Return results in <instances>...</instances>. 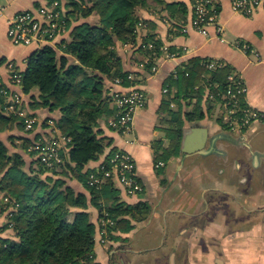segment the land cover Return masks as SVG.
<instances>
[{
    "label": "crops",
    "instance_id": "1",
    "mask_svg": "<svg viewBox=\"0 0 264 264\" xmlns=\"http://www.w3.org/2000/svg\"><path fill=\"white\" fill-rule=\"evenodd\" d=\"M183 1L188 13L185 18L177 19L169 17L165 6L153 7L152 1L149 2L148 6L139 9L146 22L137 43H117L123 69L136 73L137 85L145 91L147 103L135 113L133 129L129 133L110 125L113 115L99 119V136L107 137L110 144L98 159L90 160L85 169L99 168L113 147L130 152L136 162L142 190L129 193L115 180L118 196L132 205L146 202L150 211L145 219L133 221L131 230H119L116 233L119 238L109 240L106 245L99 241L100 234H96L94 250L100 264H264V8L258 7L247 15L236 11L232 0H216L220 10L218 22L223 30L219 34L216 26H211L205 34L192 23L191 0ZM1 2L7 8L0 16V75L12 91L20 94L27 113L37 121L31 130L18 123L0 129V140L10 154L17 152L24 157L25 168L29 170L36 168L38 163L27 148L29 141L24 139L38 138L48 142L61 138L63 133L56 120L62 112L46 106L32 107L39 96L38 88L25 92L21 84L12 83L10 64L24 71L29 55L39 45L14 43L8 35V27L9 18L15 12L33 9L37 3L44 5L46 0ZM150 32L156 33L165 46H173L178 55L169 57L165 54L156 59L155 68L148 70L144 67L147 58L138 49V43ZM69 33V30H63L44 44L53 45L62 54L57 43L69 37ZM238 44H247L249 49L244 50ZM192 57H200L202 61L207 58L225 61L226 66L246 83L248 91L243 100L258 109L261 118L238 137L223 126L222 103L209 102V90L200 99L193 96L180 99L179 104L172 101L171 109H180L184 115L180 153L167 162L161 161L160 166L154 159V144L159 141L163 148L169 146L170 139L163 128L167 126L166 120L171 118L168 110H161V105L164 99L174 97L177 90L173 86L167 93L164 87L171 75ZM128 86L107 80L105 89L107 94L113 95L116 90H128ZM200 86L204 87V81ZM212 97L210 95V99ZM197 105L204 112L203 117L186 119L185 114L194 111ZM237 174L246 175L242 177L245 182L241 185L236 182ZM66 180L75 191L85 193L90 201V192L83 182L71 174ZM88 211L98 228V209L89 204ZM244 214L248 228H239L238 224L232 228L227 226L230 218ZM189 223L194 224L195 230V239L190 243L186 235L191 229ZM2 232L4 236L13 234L7 228Z\"/></svg>",
    "mask_w": 264,
    "mask_h": 264
},
{
    "label": "trees",
    "instance_id": "2",
    "mask_svg": "<svg viewBox=\"0 0 264 264\" xmlns=\"http://www.w3.org/2000/svg\"><path fill=\"white\" fill-rule=\"evenodd\" d=\"M54 1H58L57 8L66 21L65 28L70 31L69 37L57 43L63 53L59 54L58 48L51 44L37 46L22 71L21 87L25 92L38 88L39 96L32 107L61 110L56 125L69 139L62 149L65 161L48 168L41 161L39 150L34 148L36 142H46L26 138L24 140L29 141L27 148L33 156L37 154L38 163L36 168L27 170L24 157L17 152L10 154L0 140V187L15 201V209L8 212V225L3 227H9L15 235L0 236V264H87L90 255H95L96 234H100L104 227L109 240L117 239L119 230H131L133 221L145 219L150 211L146 202L132 205L120 200L113 176L105 178L102 183L89 182L91 174L104 177L102 167L110 168V159L120 148L110 149L99 168L85 169V166L90 160L98 159L110 144L108 138L99 136L97 130L101 117L116 112V107L111 106L113 96L105 89L107 80L120 78L124 85H130L128 76L134 73L123 69L117 43H137L141 22H146L139 9L148 6L152 0H46L44 5H51ZM153 1L165 6L169 17L187 16L188 8L183 0ZM36 5L33 9L42 6ZM92 16V20H85ZM163 45V41L152 32L138 43V49L147 58L146 69H151L156 59L166 54L161 49ZM168 51L176 50L169 46ZM230 70L226 66L210 71L202 64V58L192 57L171 75L165 87L171 91L175 86L176 95L164 99L161 105V110H168L171 116L163 128L170 144L163 148L159 141L155 142L156 163L167 162L180 153L184 115L180 109H171L172 101L179 104V100L186 97L198 96L200 99L209 90V102L219 104L218 93L227 89ZM137 77L133 83H138ZM202 81L204 87L200 86ZM7 88L11 93L12 90ZM210 95L214 97L210 99ZM8 99V95L0 94V129L12 127L15 123L24 128L23 117L5 112ZM203 115L197 105L185 117L195 120ZM223 126L228 128L225 123ZM69 174L83 182L90 192V201L85 193L75 191L67 183ZM89 204L99 211L98 228L91 220ZM101 219H112L114 223L104 226Z\"/></svg>",
    "mask_w": 264,
    "mask_h": 264
},
{
    "label": "built area",
    "instance_id": "3",
    "mask_svg": "<svg viewBox=\"0 0 264 264\" xmlns=\"http://www.w3.org/2000/svg\"><path fill=\"white\" fill-rule=\"evenodd\" d=\"M233 7L236 11L250 15L258 7L264 8V0H232ZM58 1H54L51 5H42L37 9H25L15 12L9 18L8 35L16 44H37L42 45L52 41L61 31L65 30V19L61 17L62 11L58 9ZM192 7L194 17L192 23L199 31L208 34L211 26H216L217 32H222V26L218 22L219 6L216 0H193ZM7 5L0 0V16L6 13ZM238 46L244 50H248L249 46L242 44ZM166 55L176 57L177 52H169L168 47L164 46ZM204 67L210 71H215L226 67V62L217 58H207L202 61ZM155 68V67H154ZM11 81L20 85L22 80V71L17 69L13 63L10 64ZM231 70L227 75L229 82L228 87L223 92H219L222 105V121L227 124L228 128L234 132H244L249 129L251 124L261 118V112L252 107L245 98L248 87L242 78ZM176 73V71H175ZM128 79L131 84L129 89L125 91L116 90L113 92L112 103L116 107V112L110 120V125L123 133H129L133 129L135 113L138 109L143 108L147 103V95L141 86L133 83L136 79L134 73L129 74ZM117 84H123L120 78L114 80ZM8 86L3 82L0 75V94L10 96L5 106V112L16 114L24 118L25 129L31 130L36 118L30 116L23 108H21V96L14 91L9 93ZM169 88L165 87L164 92H169ZM225 113V114H224ZM53 122V121H51ZM69 139L66 136L41 144L36 142L35 149L39 150L41 161L48 167H57L65 161L62 155L64 143ZM110 168L104 170V177H97L94 174L90 176V184L102 183L107 177H114L129 193H139L142 190V184L136 174V162L133 155L119 149L110 159ZM163 162H158L162 165ZM8 205V212L13 210V202L10 198L3 199ZM4 201V202H5ZM11 215V213H10ZM102 225L107 223L113 224L112 219H101ZM108 231L104 227L100 231L99 241L102 244L109 242ZM108 238V239H107ZM2 244L0 242V248ZM87 264H100L94 254L90 255Z\"/></svg>",
    "mask_w": 264,
    "mask_h": 264
},
{
    "label": "rangeland",
    "instance_id": "4",
    "mask_svg": "<svg viewBox=\"0 0 264 264\" xmlns=\"http://www.w3.org/2000/svg\"><path fill=\"white\" fill-rule=\"evenodd\" d=\"M152 4H153V7H158L159 5H157V3L155 2V1H153L152 0ZM141 24H142V27H143V25L145 24V22H141ZM65 27H66V25H65ZM65 30H67L66 28H65ZM164 46L165 45H163L162 47H161V49L162 50H164L165 51V49H164ZM167 51V50H166ZM165 51V52H166ZM154 67H156V66H152V68H154ZM231 71V70H230ZM234 72V71H233ZM9 98H10V96H9ZM20 106H21V108H23L26 112H28L27 110H26V104H25V102H24V100H23V98L21 97V103H20ZM6 113L7 114H9V112H7L6 111ZM13 114V113H12ZM225 114V113H224ZM230 130V132L231 133H233L234 131L233 130H231V129H229ZM247 132V130L246 131H244V132H235V134L237 133V135H238V137H240V135H243V134H245ZM63 136V135H62ZM62 138V137H61ZM53 140H55V138H53V139H50L48 142H52ZM45 142H47V141H45ZM64 145H65V143H64ZM63 145V146H64ZM35 157H37V154H36V156ZM159 162H161V161H159ZM26 165V164H25ZM1 175V174H0ZM2 176V175H1ZM0 176V177H1ZM7 199V198H10V201L11 202H13V209H15V206H14V200L4 191V190H2L1 189V187H0V236L2 237V238H5V237H14V232H13V234H12V236L11 235H9V236H4L3 234V227L5 226V225H8V222H9V218H8V209H7V207H8V205L9 204H7L6 203V201L4 202L3 201V199ZM6 229V228H5ZM7 229H9V231H11L12 229H10L9 227H7ZM13 231V230H12ZM108 239V238H107ZM0 242H1V240H0ZM106 245V244H105Z\"/></svg>",
    "mask_w": 264,
    "mask_h": 264
},
{
    "label": "flooded vegetation",
    "instance_id": "5",
    "mask_svg": "<svg viewBox=\"0 0 264 264\" xmlns=\"http://www.w3.org/2000/svg\"><path fill=\"white\" fill-rule=\"evenodd\" d=\"M235 157V159H238V157H237V155H235L234 156ZM232 159V158H231ZM237 176H238V174H237ZM239 176H241V177H239ZM237 178L238 179H236V182L237 183H239L240 185L242 184V183H244L245 181L242 179V177H246V175H244V174H240ZM253 187H254V185H253ZM246 216H245V214L244 215H241L240 217H238V218H230L228 221H227V226H229V228L231 227H233V226H235V225H237L238 224V227L239 228H248L249 227V225L245 222L246 220H244L243 218H245ZM188 224V223H187ZM190 224H193V223H189V226H190V228L191 229H189V231L186 233V235H188L187 236V238L189 239L188 241H189V243L191 242V241H193V239H195V236H194V233H195V230H194V224L193 225H190Z\"/></svg>",
    "mask_w": 264,
    "mask_h": 264
},
{
    "label": "water",
    "instance_id": "6",
    "mask_svg": "<svg viewBox=\"0 0 264 264\" xmlns=\"http://www.w3.org/2000/svg\"><path fill=\"white\" fill-rule=\"evenodd\" d=\"M199 132H200V130H199ZM184 136H185V134H184ZM185 138V137H184Z\"/></svg>",
    "mask_w": 264,
    "mask_h": 264
}]
</instances>
